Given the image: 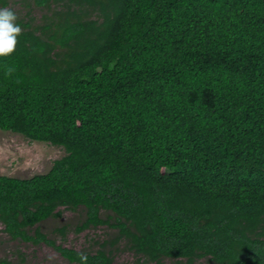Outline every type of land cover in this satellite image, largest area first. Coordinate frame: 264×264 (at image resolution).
Instances as JSON below:
<instances>
[{
  "label": "trees",
  "instance_id": "16d2710c",
  "mask_svg": "<svg viewBox=\"0 0 264 264\" xmlns=\"http://www.w3.org/2000/svg\"><path fill=\"white\" fill-rule=\"evenodd\" d=\"M12 2L28 10L0 56V129L66 154L28 178L0 174L4 231L115 264L108 240L77 250L40 227L81 209L76 231L116 228L144 264H264V0L0 8Z\"/></svg>",
  "mask_w": 264,
  "mask_h": 264
},
{
  "label": "rangeland",
  "instance_id": "374dc122",
  "mask_svg": "<svg viewBox=\"0 0 264 264\" xmlns=\"http://www.w3.org/2000/svg\"><path fill=\"white\" fill-rule=\"evenodd\" d=\"M7 8H12L22 16L28 9L21 4L12 2ZM33 16L39 21L40 10H32ZM66 154L62 146L45 141L31 140L19 133L0 129V174L18 178H28L37 173L48 171L54 161ZM60 217H52L40 224L41 229L49 236L68 247L77 250L96 251L104 240L108 252L114 257L115 264H144V258L129 249L123 239L117 243L113 240L118 235L116 228L102 225L84 231H76V226L83 216V211L61 208ZM68 226L66 236L55 230ZM7 260L11 264H78L64 258L55 248L46 244H33L21 239L11 238L0 221V261ZM166 264H187L186 259L177 261L167 258ZM194 264H209L206 259L196 260Z\"/></svg>",
  "mask_w": 264,
  "mask_h": 264
},
{
  "label": "clouds",
  "instance_id": "9594fccd",
  "mask_svg": "<svg viewBox=\"0 0 264 264\" xmlns=\"http://www.w3.org/2000/svg\"><path fill=\"white\" fill-rule=\"evenodd\" d=\"M17 15L10 8H0V56L11 53L16 44V38L21 31V27L16 23ZM81 260L87 257L81 254Z\"/></svg>",
  "mask_w": 264,
  "mask_h": 264
}]
</instances>
